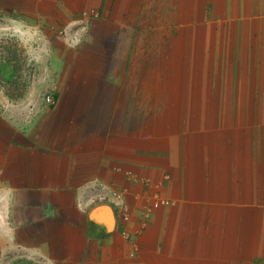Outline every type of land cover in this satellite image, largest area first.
Returning <instances> with one entry per match:
<instances>
[{
  "label": "crops",
  "instance_id": "crops-1",
  "mask_svg": "<svg viewBox=\"0 0 264 264\" xmlns=\"http://www.w3.org/2000/svg\"><path fill=\"white\" fill-rule=\"evenodd\" d=\"M159 1L0 0L39 36L0 65V264H264V0Z\"/></svg>",
  "mask_w": 264,
  "mask_h": 264
},
{
  "label": "built area",
  "instance_id": "built-area-1",
  "mask_svg": "<svg viewBox=\"0 0 264 264\" xmlns=\"http://www.w3.org/2000/svg\"><path fill=\"white\" fill-rule=\"evenodd\" d=\"M98 17V13L94 11L83 12L80 17L75 20L76 25L83 24V30H86L89 27L90 22ZM16 22L9 17H5L0 14V62L3 61L7 57V53L5 47H9V39L16 38L22 43L28 45L27 49L31 58L36 57L37 53V43L39 42V36L31 37V31H25V29L21 30L17 26H15ZM71 27H64L62 30H59V36L61 39L65 40V43L68 46H76L80 43L82 38V31L73 30ZM72 29L69 37L68 31ZM27 30V29H26ZM32 33H34L32 31ZM37 42V43H36ZM39 44V43H38ZM13 49V48H12ZM2 84L0 83V88ZM43 108H51L55 105V99L53 95L46 94L42 98ZM133 180L137 181L136 178ZM139 181V179H138ZM125 194L122 191H118L113 189L103 183L100 182H92L85 191H81L76 200V207L83 213H88L90 209L108 204L110 205L115 215L121 220H128V205L125 200ZM167 204L166 201L156 199L152 202V208L155 209L160 205Z\"/></svg>",
  "mask_w": 264,
  "mask_h": 264
},
{
  "label": "rangeland",
  "instance_id": "rangeland-1",
  "mask_svg": "<svg viewBox=\"0 0 264 264\" xmlns=\"http://www.w3.org/2000/svg\"><path fill=\"white\" fill-rule=\"evenodd\" d=\"M171 2H172V0H160L159 3H156L155 12L159 9L160 10L161 18H163V12L167 13V11H168L167 10V6L168 5H171V11H172L173 7L174 8L176 7L175 10H178L177 9V5L178 4H176V5L175 4H171ZM77 18H75V19H77ZM154 20L156 22L158 21L156 19H154ZM167 20L168 19H164L162 21V23H165ZM213 23L216 26L219 25V27L221 28V19L220 18L214 19L213 20ZM83 27H84L83 24H81V25H75V26H72V29L73 30L82 31L84 29ZM86 32H87V29L84 30V31H82V38H81L80 43L82 42L83 35H85ZM9 43H10V46L9 47H5V50H6V53H7V57L3 60L4 61V64L3 65H6L8 62H13V64H14V61L15 62H21V64H22L24 62V59H26L28 57V55H27L28 54V49L25 48V46H27V45H25V43L20 42L19 40H17L14 37L9 39ZM151 45H153V44L151 43ZM65 46H67L69 49L71 48L67 44ZM3 61L0 62V65L3 63ZM54 91H55V86L54 87H51L46 92H43V94L44 95H46V94L54 95L53 94Z\"/></svg>",
  "mask_w": 264,
  "mask_h": 264
}]
</instances>
